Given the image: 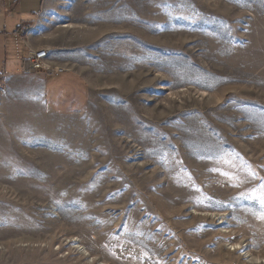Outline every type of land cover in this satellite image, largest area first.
Here are the masks:
<instances>
[{
  "label": "rangeland",
  "instance_id": "1",
  "mask_svg": "<svg viewBox=\"0 0 264 264\" xmlns=\"http://www.w3.org/2000/svg\"><path fill=\"white\" fill-rule=\"evenodd\" d=\"M42 22L67 71L3 80L0 264H264V0Z\"/></svg>",
  "mask_w": 264,
  "mask_h": 264
},
{
  "label": "crops",
  "instance_id": "2",
  "mask_svg": "<svg viewBox=\"0 0 264 264\" xmlns=\"http://www.w3.org/2000/svg\"><path fill=\"white\" fill-rule=\"evenodd\" d=\"M54 6L55 0H0V81L5 80L9 85L14 78L24 74L16 57L14 33L17 29L29 27L31 31L35 30L30 35L34 46L51 50L56 46L59 35L52 33V29H44L42 22L44 17L52 14ZM13 58L18 62L15 60V63Z\"/></svg>",
  "mask_w": 264,
  "mask_h": 264
},
{
  "label": "built area",
  "instance_id": "3",
  "mask_svg": "<svg viewBox=\"0 0 264 264\" xmlns=\"http://www.w3.org/2000/svg\"><path fill=\"white\" fill-rule=\"evenodd\" d=\"M14 34L16 57L20 61L21 72H44L49 76H59L67 71L63 66L53 62L49 48L37 47L31 44V29L29 27H21ZM4 85V81H0V96L3 93ZM1 108L0 101V111Z\"/></svg>",
  "mask_w": 264,
  "mask_h": 264
}]
</instances>
